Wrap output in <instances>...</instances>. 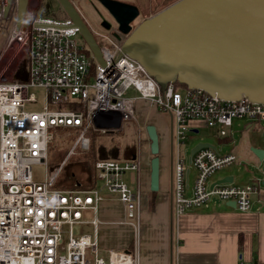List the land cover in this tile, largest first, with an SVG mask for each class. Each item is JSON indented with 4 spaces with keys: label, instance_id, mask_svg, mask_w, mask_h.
Here are the masks:
<instances>
[{
    "label": "built area",
    "instance_id": "2783aa9c",
    "mask_svg": "<svg viewBox=\"0 0 264 264\" xmlns=\"http://www.w3.org/2000/svg\"><path fill=\"white\" fill-rule=\"evenodd\" d=\"M6 2L1 0L0 30L6 26L8 30L0 58L10 49L15 54L22 52V69L21 65L16 68L19 78L0 81V264H138L128 251L100 253L97 229L102 225L100 204L111 195L124 208L123 224L136 236L142 190L139 179L133 190L124 176L140 172L139 157L96 161L93 171L98 186L92 188L79 183L74 188H59L56 184L75 149H88L89 133H112L122 130L126 122L137 123L135 104L139 100L172 115L174 216L231 202L240 212H248L255 197L264 202L258 182L239 186L234 178L232 182L210 181L217 171L240 162L235 153L200 147L189 154L187 165L181 152L189 133L202 127L200 123L216 129L222 138L232 133L235 121L264 123V102L253 103L244 97L225 101L175 84L160 91L138 62L121 54L127 35L117 25L94 33L101 64L68 19H44L36 15L35 6L26 10L17 29V0L10 1L4 16ZM32 89L42 91V102L38 109L27 110L39 101ZM50 104L56 109H50ZM57 129L78 134L60 164L43 180H36L32 167L43 164L46 173ZM134 134L140 148L139 125ZM192 169L195 176L190 184ZM86 212L92 213L91 219L86 218ZM87 225L92 226V234L83 231Z\"/></svg>",
    "mask_w": 264,
    "mask_h": 264
},
{
    "label": "water",
    "instance_id": "95a60500",
    "mask_svg": "<svg viewBox=\"0 0 264 264\" xmlns=\"http://www.w3.org/2000/svg\"><path fill=\"white\" fill-rule=\"evenodd\" d=\"M6 1L4 16L11 0ZM28 1L17 0V29ZM56 1L71 22L70 26L78 30L89 51L102 64L95 37L77 8L71 0ZM99 3L113 18L118 30L127 35L121 54L138 62L160 91L168 84H180L225 101L244 97L251 102H264V0H177L137 26L133 24L140 16L136 5L118 0H99ZM101 26L109 30L111 24L103 20ZM168 114L172 158L173 119L171 113ZM145 133L152 156L149 189L157 192L160 138L153 124L145 126ZM262 135L264 137V130ZM200 147L215 148L209 143H198L190 150V155ZM250 150L262 164L261 168H256L264 174V148L251 147ZM232 181L233 176H226L216 182ZM261 183L264 186V182ZM227 206L235 208L233 202Z\"/></svg>",
    "mask_w": 264,
    "mask_h": 264
},
{
    "label": "crops",
    "instance_id": "0c3cea01",
    "mask_svg": "<svg viewBox=\"0 0 264 264\" xmlns=\"http://www.w3.org/2000/svg\"><path fill=\"white\" fill-rule=\"evenodd\" d=\"M135 106L138 119L137 123L130 124L132 133L138 129V125L145 131L147 124H153L159 134V190L153 195L149 189L152 157L149 150L142 152L135 145L127 148L119 143L124 152L119 160H134L139 157L141 162L140 172H129L130 180H126L132 183L133 187L130 188L134 190L136 180L139 179L138 185L142 190L139 228L135 236L133 229L123 224L125 212L122 204L115 196L107 195L99 208L102 222L97 229L100 253L106 254L108 250L128 251L137 258L138 264H264V202H260L257 197L248 212L219 205L174 216L171 208L169 114L142 100L136 102ZM163 112L168 115L167 120ZM235 122L238 129L233 124L232 133L223 138L218 137L217 140L220 144L228 145L229 152L238 156L240 162L237 165L245 162L261 168L262 164L250 148H264L263 143L254 139L251 129L258 130L261 126L264 130V123ZM200 125L204 127L203 123ZM236 137L238 140H235ZM97 146L100 147L98 144ZM233 178L236 185L245 186L235 182L234 176ZM262 181L264 182V178ZM95 186H98L97 181L92 187ZM261 186L264 191L262 183ZM85 216L91 219L92 213L86 212ZM83 231L92 234L93 228L87 225Z\"/></svg>",
    "mask_w": 264,
    "mask_h": 264
},
{
    "label": "rangeland",
    "instance_id": "374dc122",
    "mask_svg": "<svg viewBox=\"0 0 264 264\" xmlns=\"http://www.w3.org/2000/svg\"><path fill=\"white\" fill-rule=\"evenodd\" d=\"M128 3H133L132 0H123ZM137 2L136 6L140 10V16L134 21V26L138 25V22L143 19V17H151L158 12H160L162 9L168 7L173 2L177 0H135ZM71 2L74 4V6L77 8L78 11H82L84 15L88 16L90 10L87 8V4L85 3V0H71ZM99 3V2H98ZM35 5H38V0H29L27 11H32L34 9ZM99 5H101L99 3ZM102 15L111 23H114L113 19L109 17V15L103 11ZM60 12L59 4L56 0H41V3L39 5V14H42V18L44 19H51V20H58L57 15ZM93 16L92 18L98 19L94 11H92ZM15 14V13H14ZM91 14V12H90ZM89 14V15H90ZM90 17V16H89ZM8 30V26L0 30V53L2 52L5 41H6V33ZM22 57V52H18L17 54L14 53L12 49L8 50L3 54V56L0 58V81L3 80H15L16 78H19V72L16 71V68L21 65L22 62H20V59ZM20 71L22 69V65L19 67ZM181 89V88H180ZM183 89V88H182ZM32 91L38 95L39 101L38 104H33L31 106L27 107V110H35L38 109L42 99L40 94L42 91L38 89H32ZM50 109H56L55 105L50 104ZM164 118L167 120L168 115L163 112ZM236 122H234L235 124ZM132 126L129 123H125L122 127V130L115 131L112 133L107 132H97L93 131L92 134L88 137L90 139L95 140V143L100 145L99 150L101 149L102 152L105 154H109V150L112 149L115 145L121 144L122 146H127V148H131L132 146L138 147V142L135 139L134 133H132L131 130ZM235 129L237 130L238 127L235 124ZM256 130L255 128L251 129V134L253 135L254 139H258V143H263L264 147V137L262 135L263 130L262 127L259 126ZM256 130V131H255ZM140 137L141 141L139 143L141 151H148L149 150V141L147 138V135L143 129H140ZM73 135L72 129H61L60 131H54V142L50 146L49 149V160H48V166L46 167V173H45V166L43 164L33 165L32 172L33 176L36 180H43L45 177V174H50L53 170V167L55 168L61 160L66 155L65 153L69 150L72 141L68 142V139ZM219 136L217 135L216 129L208 128V127H200L198 129L197 133H189L187 140L184 141V143L181 146V152L182 157L185 159L186 164L188 165V158L190 154V150L195 147L198 143H209L213 146H215L220 152L227 153L230 150V147L228 145L220 144V142L217 140ZM235 140H238L236 137ZM68 142L66 145L65 143ZM254 142V141H253ZM119 144V145H120ZM120 145V146H121ZM113 146V147H112ZM85 156L86 152L85 150L81 149L80 146L77 147L74 151V154L71 155L70 160L68 162L67 171H71V181L72 182H78V181H84L87 177V171L84 167L85 163ZM126 158V157H125ZM52 163V165H50ZM226 175H232L235 177V182H239L240 184H255L258 182V184H261V180L264 178V174H262L257 168L255 164L250 163H240V165H237L236 163L226 167L224 169H221L217 171L213 176L210 178V181L217 180L218 178H222ZM195 176V171L192 169L190 174V184L193 183ZM62 176H60L61 178ZM130 173H126L124 178L125 180H130ZM59 178V179H60ZM257 179H260L258 181ZM126 181V182H127ZM129 187H133L132 183H128ZM226 205V204H221Z\"/></svg>",
    "mask_w": 264,
    "mask_h": 264
},
{
    "label": "trees",
    "instance_id": "16d2710c",
    "mask_svg": "<svg viewBox=\"0 0 264 264\" xmlns=\"http://www.w3.org/2000/svg\"><path fill=\"white\" fill-rule=\"evenodd\" d=\"M41 3V0H38V6L36 8V15H40L39 14V5ZM42 15V14H41ZM58 19L60 20H66L67 17L65 16V14L60 10V12L57 15ZM175 86L177 88H186L184 85H180V84H175ZM61 129H57L56 131H60ZM78 132L77 131H73V135L70 137V139H68L69 141H72L75 139V137L77 136ZM92 134L89 133L88 135L90 136ZM54 142V141H53ZM66 142L65 145L68 143ZM86 152V156H85V160H84V167L87 171V177L84 181H78V182H72L71 181V171H67V164L69 162V160L67 161V163L65 164L63 171L61 173V178L59 179V181L57 182L56 186L57 187H61V188H74L76 187L77 183L80 184L81 187L83 188H90L92 186H94V184H96V180L94 178V171H93V167H94V163L98 160H102V159H114V160H119L122 155H123V147L120 146L119 144L115 145L112 149L109 150V154H105L104 152H102V150H99V146H97V144L95 143V140L90 139L89 142V147L87 150H85ZM67 153V152H66ZM65 153V154H66ZM65 157V156H64ZM63 160V159H62ZM61 160V161H62ZM60 164V163H59ZM52 165V163L50 164ZM155 194V192H153V195Z\"/></svg>",
    "mask_w": 264,
    "mask_h": 264
},
{
    "label": "flooded vegetation",
    "instance_id": "af4514ba",
    "mask_svg": "<svg viewBox=\"0 0 264 264\" xmlns=\"http://www.w3.org/2000/svg\"><path fill=\"white\" fill-rule=\"evenodd\" d=\"M118 1L125 2V1H123V0H118ZM98 2H99V0H85V3L87 4V5H86L87 8H89V10H90V12H91V14H90V12H89L90 15L88 14V16L84 15L83 13H81L82 11H79V13H80V15H81L83 21L87 24L88 28H89L90 31L93 33V35H94L95 32H102V31L106 30V29H104V28L101 26V22H102L103 20H106V21H108V20L102 15V11H101V9H102L103 11H105V12L109 15L110 18H112V17L110 16V14L108 13V11H107L105 8H103L101 5H99ZM132 2H133V3H129V4H133V5H136V4H137V2H136L135 0H132ZM126 3H128V2H126ZM35 6H36V8H37L38 5H35ZM92 11H94V13L96 14V16H97V18H98L97 20L91 17V15L93 16ZM89 16H90V17H89ZM93 17H94V16H93ZM112 19H113V18H112ZM143 19H145V17H143ZM143 19H142V20H143ZM142 20H140V21L138 22V24H139ZM113 21H114V20H113ZM135 21H136V20H135ZM108 22L111 24L110 29H112L113 27L116 26L115 21H114V23H111L110 21H108ZM110 29H109V30H110ZM106 31H108V30H106ZM95 40H96V37H95ZM96 41H97V40H96ZM169 140H170V137H169ZM170 142H171V140H170Z\"/></svg>",
    "mask_w": 264,
    "mask_h": 264
},
{
    "label": "bare ground",
    "instance_id": "6f19581e",
    "mask_svg": "<svg viewBox=\"0 0 264 264\" xmlns=\"http://www.w3.org/2000/svg\"><path fill=\"white\" fill-rule=\"evenodd\" d=\"M253 103H255V102H253ZM227 205V204H226ZM230 207V206H229ZM235 207V206H234ZM233 208V207H232ZM234 209H236V208H234ZM239 211V210H238Z\"/></svg>",
    "mask_w": 264,
    "mask_h": 264
}]
</instances>
